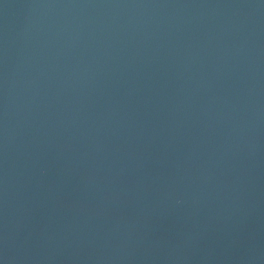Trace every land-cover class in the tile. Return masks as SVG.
I'll use <instances>...</instances> for the list:
<instances>
[{
  "label": "water",
  "instance_id": "95a60500",
  "mask_svg": "<svg viewBox=\"0 0 264 264\" xmlns=\"http://www.w3.org/2000/svg\"><path fill=\"white\" fill-rule=\"evenodd\" d=\"M0 264H264V0H0Z\"/></svg>",
  "mask_w": 264,
  "mask_h": 264
}]
</instances>
